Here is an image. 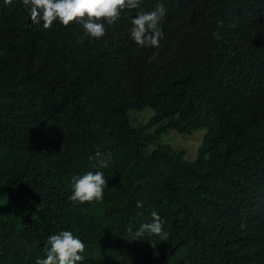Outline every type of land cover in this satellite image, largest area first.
<instances>
[{"label":"trees","instance_id":"obj_1","mask_svg":"<svg viewBox=\"0 0 264 264\" xmlns=\"http://www.w3.org/2000/svg\"><path fill=\"white\" fill-rule=\"evenodd\" d=\"M158 2L164 37L140 47L131 18ZM105 26L44 30L0 0V264H36L62 230L78 264H264V0H142ZM199 129L192 158L161 137ZM98 170L103 202H72ZM153 211L167 241L133 240Z\"/></svg>","mask_w":264,"mask_h":264},{"label":"clouds","instance_id":"obj_2","mask_svg":"<svg viewBox=\"0 0 264 264\" xmlns=\"http://www.w3.org/2000/svg\"><path fill=\"white\" fill-rule=\"evenodd\" d=\"M13 0H4V4L12 5ZM28 11L31 21L44 30L50 29L54 22L67 27L70 24H80L85 34L94 39H100L106 34V26H112L121 17L125 9L138 10L142 0H21ZM166 8L158 2L155 10L150 12L137 11L131 18V39L140 47H160V40L164 32L159 26L165 16ZM222 26L218 25V27ZM220 39V33L213 34ZM90 160H96L100 167H108L110 155H105L99 149ZM108 181L102 171H88L72 178V194L69 199L74 203L103 202L104 189ZM143 207L137 202V208ZM151 222L143 223L133 234V240L144 238L145 233L160 237V241H167L168 233L164 230V221L156 211L151 213ZM242 227L244 225H241ZM45 258H38L36 264H78L84 260V241L72 231L62 230L50 235L47 240Z\"/></svg>","mask_w":264,"mask_h":264},{"label":"rangeland","instance_id":"obj_3","mask_svg":"<svg viewBox=\"0 0 264 264\" xmlns=\"http://www.w3.org/2000/svg\"><path fill=\"white\" fill-rule=\"evenodd\" d=\"M149 109V108H148ZM150 115V110L135 111L130 115L132 124H136L137 121H144ZM171 131V130H170ZM168 132V131H167ZM163 134V141L172 146L173 149H183L187 158H192L195 154V150L199 141L203 135L204 130L199 129L191 132L189 135H180L176 132H168ZM166 135V136H165Z\"/></svg>","mask_w":264,"mask_h":264}]
</instances>
